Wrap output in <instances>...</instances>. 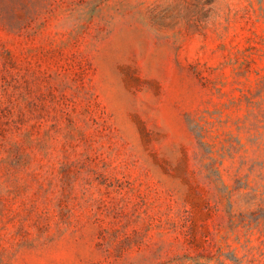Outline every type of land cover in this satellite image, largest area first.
Listing matches in <instances>:
<instances>
[{
  "label": "rangeland",
  "instance_id": "1",
  "mask_svg": "<svg viewBox=\"0 0 264 264\" xmlns=\"http://www.w3.org/2000/svg\"><path fill=\"white\" fill-rule=\"evenodd\" d=\"M0 264H264V0H0Z\"/></svg>",
  "mask_w": 264,
  "mask_h": 264
}]
</instances>
